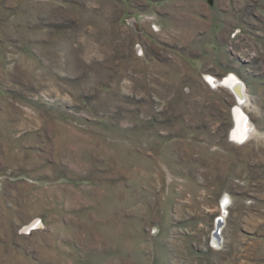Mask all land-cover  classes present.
I'll return each instance as SVG.
<instances>
[{
	"label": "rangeland",
	"instance_id": "1",
	"mask_svg": "<svg viewBox=\"0 0 264 264\" xmlns=\"http://www.w3.org/2000/svg\"><path fill=\"white\" fill-rule=\"evenodd\" d=\"M0 264H264V0H0Z\"/></svg>",
	"mask_w": 264,
	"mask_h": 264
},
{
	"label": "bare ground",
	"instance_id": "2",
	"mask_svg": "<svg viewBox=\"0 0 264 264\" xmlns=\"http://www.w3.org/2000/svg\"><path fill=\"white\" fill-rule=\"evenodd\" d=\"M211 77V76H210ZM214 78V77H213ZM233 79V80H232ZM218 83V82H217ZM214 84V83H213ZM223 84V83H222ZM224 84H226V86H227V84L229 85L230 84V86L233 88V90H234V92H235V94L237 95V97H239V98H241L242 96H244V92H243V89H242V87H241V84H240V82L239 81H235L234 80V78H226V80H225V83ZM237 109L241 106V105H239L238 103H237ZM236 109V108H235ZM237 109H236V111H237ZM241 109V108H240ZM238 114H240V113H238ZM240 116V115H239ZM237 119H238V116H237ZM248 122V121H247ZM247 122L246 121H244V122H242V123H244L243 125L244 126H247ZM237 123H239V121L237 122ZM242 127V126H241ZM244 128V127H243ZM242 130V129H241ZM244 132V131H243ZM238 135H240V132L238 131V132H236ZM245 133V132H244ZM243 133V134H244ZM247 133V132H246ZM39 224H42L40 221H34L32 224H30V226H28L27 228H25L27 231L28 230H30L34 225L35 226H37V225H39Z\"/></svg>",
	"mask_w": 264,
	"mask_h": 264
},
{
	"label": "water",
	"instance_id": "3",
	"mask_svg": "<svg viewBox=\"0 0 264 264\" xmlns=\"http://www.w3.org/2000/svg\"><path fill=\"white\" fill-rule=\"evenodd\" d=\"M217 223H219V220L217 221ZM215 226H217V224ZM217 230L219 231V228L218 227H216V229H215V231L213 233L214 236L212 238L213 239V242L216 243V244H218V240H217L218 239V234H216L217 233Z\"/></svg>",
	"mask_w": 264,
	"mask_h": 264
}]
</instances>
